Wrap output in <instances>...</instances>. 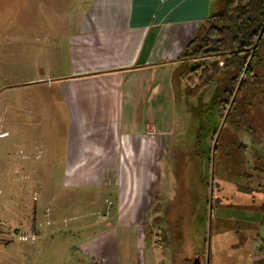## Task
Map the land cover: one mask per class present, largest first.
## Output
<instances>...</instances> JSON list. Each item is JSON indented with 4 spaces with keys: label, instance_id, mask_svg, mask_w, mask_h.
I'll return each instance as SVG.
<instances>
[{
    "label": "crops",
    "instance_id": "obj_1",
    "mask_svg": "<svg viewBox=\"0 0 264 264\" xmlns=\"http://www.w3.org/2000/svg\"><path fill=\"white\" fill-rule=\"evenodd\" d=\"M84 8L67 36L65 67L47 74L42 70L27 83L56 91L65 108L61 168L69 193L59 203H89L92 208L108 203L110 209L101 217L88 212L73 218L55 263L159 264L160 248L147 227L170 189L175 73L219 4L180 0L166 18L140 0H91ZM19 113L23 118L36 114L25 107ZM22 221L20 228L0 229L5 246L0 264H46L35 248L41 234L33 233L35 239L26 242L18 239L37 231L35 224L26 226L27 217ZM16 242L17 257L9 252Z\"/></svg>",
    "mask_w": 264,
    "mask_h": 264
},
{
    "label": "rangeland",
    "instance_id": "obj_2",
    "mask_svg": "<svg viewBox=\"0 0 264 264\" xmlns=\"http://www.w3.org/2000/svg\"><path fill=\"white\" fill-rule=\"evenodd\" d=\"M89 1L0 0V229L8 232L13 230L11 226L20 228L24 226L23 216L27 217L26 226L31 228L35 224L38 231L27 234L42 235L35 248L46 264H57L55 259L66 247L64 235L74 224L73 218L88 212L101 217L110 209L108 203H98L97 208L89 207V203H59L69 193L61 168L68 129L65 108L56 91L50 92L43 84L27 83L42 70L47 74L65 67L62 62L67 36ZM218 84H211L196 99L188 97L186 79L177 84L178 102L170 125V189L156 205L148 225L151 239L154 236L160 248L159 264H183L186 254L200 253L204 240L210 238L211 212L208 217L205 215L204 203L212 188H207V182L212 184L215 179L218 183L214 198L220 200L223 208L247 210L250 198L256 197L257 203L264 198V187L259 186L256 178L249 184L233 177L237 173H251L252 166L258 163L253 158V148L260 147L245 133L222 128L219 158L211 155L214 172L208 168V151H212L216 141L210 129L217 126L219 132L224 116L205 120L201 113L210 106ZM245 101L243 110L262 133L264 85L255 86ZM22 106L35 111V116L21 117ZM202 125L206 129L203 132ZM234 142L247 146L248 154L241 155L230 146ZM239 186L250 189L252 195L240 191ZM186 238L190 240L188 246ZM17 245L16 242L9 250L16 257ZM4 247L0 244V259ZM195 260L206 264V257L195 256Z\"/></svg>",
    "mask_w": 264,
    "mask_h": 264
},
{
    "label": "trees",
    "instance_id": "obj_3",
    "mask_svg": "<svg viewBox=\"0 0 264 264\" xmlns=\"http://www.w3.org/2000/svg\"><path fill=\"white\" fill-rule=\"evenodd\" d=\"M216 1L220 6L219 11L208 19L201 34L187 46L181 58L185 64L179 73H175V79L177 84L182 82L181 78L186 79L187 95L195 99L211 84L219 83L210 106L201 113L205 120L216 118L217 115L224 116V126L219 132L217 126H211L210 129L216 141L212 151H208V168L214 172L211 155L219 158V137L224 134L226 127L236 133H245L254 145L260 147L253 148V158L258 163L252 166L251 173H237L233 177L238 182L246 181L249 184L256 178L262 188L264 131L260 133L261 129L242 107L255 86L264 85V0ZM222 62L223 67L219 68ZM209 70H212L210 75ZM200 130H206L204 125ZM230 146L235 147L241 155L249 152L241 142L231 143ZM218 165L222 166L220 163ZM206 186L212 188L211 196L204 203L205 215L208 217L211 212L210 238L204 240L200 253L184 255L183 264H194L195 256L206 257V264H264V198L262 203H257L256 197L250 198V208L247 210L233 209L232 206L223 208L220 200L214 198L218 193L215 179L212 184L207 182ZM238 188L252 195L250 189L242 186ZM217 215L221 217L216 219ZM204 222L207 227L208 219L205 218ZM147 233L152 234L148 227ZM187 241L188 246L190 240ZM166 249L169 250V241Z\"/></svg>",
    "mask_w": 264,
    "mask_h": 264
},
{
    "label": "snow or ice",
    "instance_id": "obj_4",
    "mask_svg": "<svg viewBox=\"0 0 264 264\" xmlns=\"http://www.w3.org/2000/svg\"><path fill=\"white\" fill-rule=\"evenodd\" d=\"M180 0H176V3H170V0H140V4L143 5H152L156 9H158L159 14H161L162 18H166L170 15Z\"/></svg>",
    "mask_w": 264,
    "mask_h": 264
},
{
    "label": "built area",
    "instance_id": "obj_5",
    "mask_svg": "<svg viewBox=\"0 0 264 264\" xmlns=\"http://www.w3.org/2000/svg\"><path fill=\"white\" fill-rule=\"evenodd\" d=\"M18 239L20 240V241H28L29 239H32V240H34L35 239V236L34 235H32L31 237L30 236H28L26 233H21L20 235H18Z\"/></svg>",
    "mask_w": 264,
    "mask_h": 264
},
{
    "label": "water",
    "instance_id": "obj_6",
    "mask_svg": "<svg viewBox=\"0 0 264 264\" xmlns=\"http://www.w3.org/2000/svg\"><path fill=\"white\" fill-rule=\"evenodd\" d=\"M194 264H199V261H198V260H195V261H194Z\"/></svg>",
    "mask_w": 264,
    "mask_h": 264
}]
</instances>
